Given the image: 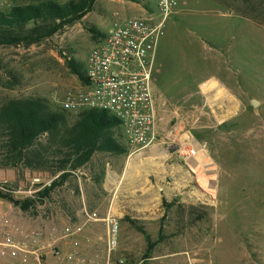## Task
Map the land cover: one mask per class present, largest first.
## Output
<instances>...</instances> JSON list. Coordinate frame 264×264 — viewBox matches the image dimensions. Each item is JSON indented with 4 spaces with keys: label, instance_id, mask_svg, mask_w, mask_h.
Segmentation results:
<instances>
[{
    "label": "rangeland",
    "instance_id": "1",
    "mask_svg": "<svg viewBox=\"0 0 264 264\" xmlns=\"http://www.w3.org/2000/svg\"><path fill=\"white\" fill-rule=\"evenodd\" d=\"M11 6L0 0V10ZM159 14L156 0H96L82 19L51 35L0 44V106L42 97L62 110L69 94L85 90L70 60L83 71L116 22H157ZM153 81L163 141L135 151L117 129L124 153L95 152L48 193L58 176L52 167H2L0 153V217L60 230L83 225L86 210L113 212L121 223L114 264H264V0H181L164 20ZM209 81L223 93L205 89ZM78 118L68 110V124ZM188 145L203 149L210 163L182 153ZM28 199V208L15 202ZM81 234L103 258L105 223L91 222Z\"/></svg>",
    "mask_w": 264,
    "mask_h": 264
},
{
    "label": "built area",
    "instance_id": "2",
    "mask_svg": "<svg viewBox=\"0 0 264 264\" xmlns=\"http://www.w3.org/2000/svg\"><path fill=\"white\" fill-rule=\"evenodd\" d=\"M24 0H4L16 4ZM160 11L157 22L130 17L116 22L93 47L86 66L84 92L69 94L63 108L72 112L95 108L106 110L121 122L127 144L141 151L163 141L158 131L159 114L154 91L153 72L157 45L163 34L164 20L181 0H156ZM197 149L185 146L182 153L192 156ZM106 226L105 256L89 254L91 240H83L81 231L91 222ZM118 215L100 217L86 210L81 226L23 228L0 217V257L6 264H114L113 254L120 243ZM69 245V247H68ZM125 260L120 258L119 263Z\"/></svg>",
    "mask_w": 264,
    "mask_h": 264
},
{
    "label": "trees",
    "instance_id": "3",
    "mask_svg": "<svg viewBox=\"0 0 264 264\" xmlns=\"http://www.w3.org/2000/svg\"><path fill=\"white\" fill-rule=\"evenodd\" d=\"M95 1L70 0L60 4L44 0L13 4L7 10H0V44L40 40L82 19ZM68 64L85 83L86 68L82 71L74 60ZM67 116L68 110H55L42 97L11 99L0 106L1 166L22 165L46 171L52 167L58 176L50 187L45 188L43 193H48L72 172L86 165L95 152L126 151V146L116 135L117 129L122 132L121 122L108 111L83 109L71 124H68ZM43 136H46L45 141ZM15 202L24 208L33 204L32 199ZM163 203L169 205L165 199ZM152 248L153 243L148 246L143 259L150 257Z\"/></svg>",
    "mask_w": 264,
    "mask_h": 264
},
{
    "label": "crops",
    "instance_id": "4",
    "mask_svg": "<svg viewBox=\"0 0 264 264\" xmlns=\"http://www.w3.org/2000/svg\"><path fill=\"white\" fill-rule=\"evenodd\" d=\"M212 82V84H209V83H211ZM216 81H209V83H208V88H205V89H207V90H209V89H211V88H214V89H216V88H218L219 89V92L222 94L223 93V91H222V89H221V87H219V85H217L216 83H215ZM204 89V88H203ZM156 99H157V97H156ZM109 213H113V212H109ZM115 214V213H114ZM107 215V214H106ZM105 215V216H106ZM100 216V215H99ZM100 217H104V216H100ZM98 227L100 226V224H98L97 225ZM97 227V228H98ZM81 238L82 239H87L88 237H86V235H84V234H81ZM84 239V240H85ZM68 247H69V245H68ZM93 249H94V246H93V244H92V246L89 248V251H90V253L89 254H92L93 253Z\"/></svg>",
    "mask_w": 264,
    "mask_h": 264
},
{
    "label": "bare ground",
    "instance_id": "5",
    "mask_svg": "<svg viewBox=\"0 0 264 264\" xmlns=\"http://www.w3.org/2000/svg\"><path fill=\"white\" fill-rule=\"evenodd\" d=\"M187 143V141H186ZM190 143V142H189ZM189 146V145H188ZM190 147V146H189ZM195 156V159L197 160V162H199L200 164H204L206 165L204 162L206 161L207 164H209L210 162H208V160H206V153L203 151V149L199 148L197 149L196 151V155ZM212 165V164H211ZM196 166V165H195ZM208 182V181H206Z\"/></svg>",
    "mask_w": 264,
    "mask_h": 264
},
{
    "label": "water",
    "instance_id": "6",
    "mask_svg": "<svg viewBox=\"0 0 264 264\" xmlns=\"http://www.w3.org/2000/svg\"><path fill=\"white\" fill-rule=\"evenodd\" d=\"M257 103V100H253V104H256Z\"/></svg>",
    "mask_w": 264,
    "mask_h": 264
}]
</instances>
